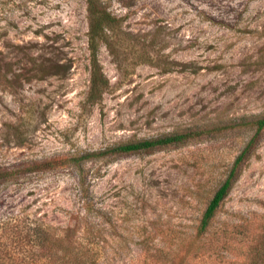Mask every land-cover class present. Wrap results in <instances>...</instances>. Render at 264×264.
Listing matches in <instances>:
<instances>
[{"label": "rangeland", "instance_id": "1", "mask_svg": "<svg viewBox=\"0 0 264 264\" xmlns=\"http://www.w3.org/2000/svg\"><path fill=\"white\" fill-rule=\"evenodd\" d=\"M104 6L117 25L98 48L106 84L92 99L86 1L0 0V170L12 174L0 183V264H73L77 250L85 264H155L193 232L251 136L241 118L264 114V0ZM200 127L216 130L84 161L88 213L73 166L27 169ZM13 215L44 223H4ZM211 223H264V134ZM39 226L73 253L40 247ZM220 247L226 263L234 253Z\"/></svg>", "mask_w": 264, "mask_h": 264}, {"label": "trees", "instance_id": "2", "mask_svg": "<svg viewBox=\"0 0 264 264\" xmlns=\"http://www.w3.org/2000/svg\"><path fill=\"white\" fill-rule=\"evenodd\" d=\"M87 12V45L89 50L90 61V87L89 98H97L106 84V79L102 74L97 52L101 43L106 42V37L110 31L117 25V18L112 15L104 6V0H85ZM241 121L245 129L252 131L251 136L244 144L240 152L235 156L226 175L219 186L214 191L212 197L208 201L199 222L195 225L192 233L181 240V244L177 245L174 250L164 253L161 249L157 251L163 252L156 260L155 264H194L200 259L207 257H218L220 245L227 250H231L234 256L224 263L223 258L218 257L219 263L222 264H264V223H231L223 225L218 229L212 227V221L217 210L228 194L232 184L237 179L242 167L249 159L250 154L258 140L264 134V114L242 117ZM216 129L200 127L194 129H184L163 135L129 141L125 143L109 146L96 151H84L71 153L64 156H55L43 162H36L27 167L29 172L38 170V168L49 169L59 166L71 165L79 175V183L81 194H83L82 208L85 212L93 209V204L87 201L85 194L88 192L85 186L86 178L82 171V163L92 157H104L110 154H124L138 151H150L154 149L164 148L183 144L187 141L198 139L203 135H207ZM11 172L0 170V183L10 181ZM84 221H86V217ZM82 219V218H81ZM4 223H44L37 218L30 221L27 215H13L6 219ZM38 244L45 247L47 244H61L60 249L70 252L69 246L63 243V238L56 236L52 240V236L42 227L36 228ZM235 243L239 244L237 246ZM178 244V243H177ZM104 248V244L101 243ZM21 249V246H20ZM18 254V252H17ZM64 255V253H63ZM156 258V257H155ZM21 257L16 260H21ZM21 262L20 264H34V261ZM73 264H85L81 261L80 251L73 253ZM17 264V263H16Z\"/></svg>", "mask_w": 264, "mask_h": 264}]
</instances>
